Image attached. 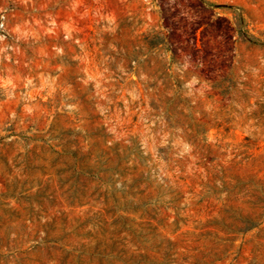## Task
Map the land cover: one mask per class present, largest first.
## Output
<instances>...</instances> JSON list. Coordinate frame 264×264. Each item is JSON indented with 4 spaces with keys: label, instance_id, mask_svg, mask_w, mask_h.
Instances as JSON below:
<instances>
[{
    "label": "rangeland",
    "instance_id": "1",
    "mask_svg": "<svg viewBox=\"0 0 264 264\" xmlns=\"http://www.w3.org/2000/svg\"><path fill=\"white\" fill-rule=\"evenodd\" d=\"M0 264H264V0H0Z\"/></svg>",
    "mask_w": 264,
    "mask_h": 264
}]
</instances>
